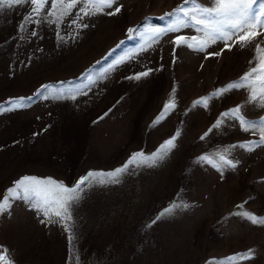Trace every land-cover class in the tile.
<instances>
[{
    "label": "rangeland",
    "instance_id": "1",
    "mask_svg": "<svg viewBox=\"0 0 264 264\" xmlns=\"http://www.w3.org/2000/svg\"><path fill=\"white\" fill-rule=\"evenodd\" d=\"M118 2L123 5L118 15L85 18L89 27L63 44L50 24L35 26L39 38L17 39L28 6L0 12V103L33 96L43 84L80 83L87 69L99 71L139 47L140 38L127 39L129 27L149 23L146 17L153 26H166L158 17L182 0ZM78 11L79 6L60 26L62 32L72 31L68 23ZM178 34L196 33L186 29ZM178 34L170 33L147 53L119 65L109 79L76 101L34 97L30 107L0 114V197L24 175L72 185L89 171L113 170L135 151L151 153L180 128L175 149L159 166L125 175L119 184L86 190L75 211L79 264H208L248 249H254V258L242 264H264V226L230 215L249 211L264 217V148L233 150L240 163L223 175L194 162L206 151L258 139L238 127L214 130L199 139L221 112L242 103L246 93L233 90L211 100L207 109L191 108L198 98L243 75L254 45H237L208 59L182 46L173 64L170 40ZM120 41L124 44L117 48ZM218 47L222 45L208 51ZM144 65L162 70L138 82L125 79ZM174 85L176 110L150 127ZM243 112L250 119L264 116V110L253 112L251 106ZM181 200L190 207L145 227L171 202ZM40 219L29 205L16 201L10 215H0V246L9 250L14 264H75L67 233Z\"/></svg>",
    "mask_w": 264,
    "mask_h": 264
},
{
    "label": "snow or ice",
    "instance_id": "2",
    "mask_svg": "<svg viewBox=\"0 0 264 264\" xmlns=\"http://www.w3.org/2000/svg\"><path fill=\"white\" fill-rule=\"evenodd\" d=\"M23 6H28L29 10L18 24L17 39L26 42L39 38L40 34L35 26L50 24L57 28L56 38L61 44L79 38L81 30L89 27V24L84 22L85 18L98 15L116 16L123 8L118 0H0V12ZM78 6L79 11L68 23V27L72 31L62 32L60 26L65 23L68 17L72 16L73 10ZM158 18L162 21L166 20V26H153L150 24L151 17H146L145 19L149 23L140 28L129 27L126 33L127 39L140 38L143 42L138 48L129 50L108 64L107 67L96 72L92 68L87 69L82 74L80 83L59 81L55 84H43L33 96L10 97L0 103V114L28 108L34 97L52 101H76L79 97L87 96L98 82L109 79L119 65L131 62L138 56L147 53L170 33L178 34L190 29L196 34L191 36L178 34L170 40V43L174 45L173 64L176 63V49L182 46H186L194 52L205 53V59H208L209 57H220L226 50L231 51L237 45L240 49L254 45V56L249 60V67L243 75L223 87L214 89L210 94L198 98L191 105L192 109L197 107L207 109L211 100L222 98L233 90H243L246 93L242 103L221 112L199 139L205 140L214 130L234 127H238L241 132L258 137V139L229 144L213 152L206 151L196 157L194 161L198 165L210 166L221 175L225 171L234 170L240 161L232 155L233 150L241 149L251 153L258 148H264V116L250 119L243 112L245 106H251L253 112L264 110V0H207L206 3H201L200 0H182L181 4ZM258 38L262 39L258 41ZM122 44L124 41H120L116 47L119 48ZM218 45H222V47H218L215 51H208ZM111 54L112 52H109V55ZM96 63L100 64L101 61ZM161 70L162 68L154 70L144 65L142 70L125 77V79L138 82L142 78L149 77L153 71ZM175 93L174 85L169 98L150 127H155L176 110ZM34 135L36 134L34 133ZM180 136L181 130L177 128L173 135L159 144L151 153H146L143 150L135 151L121 166L106 172L89 171L72 185H67L64 181L52 177L41 178L35 175H24L13 181L12 185L0 197V215L6 213L10 215L11 208L16 201H22L29 205L41 216L40 223L58 226L67 233L69 251L75 264H79V255L75 248V242L78 239L75 211L86 190L94 186L119 184L125 175H134L138 170L159 166L175 149L176 141ZM188 207L190 205L182 200L173 201L145 227L151 228L162 218L169 217L178 210ZM237 208H243V205H237ZM230 215H238L253 225L264 226V217L249 211L230 213ZM254 255V249H248L242 253L232 254L223 260H211L208 264H242L245 260L253 259ZM0 264H14V260L10 258L9 250L3 246H0Z\"/></svg>",
    "mask_w": 264,
    "mask_h": 264
}]
</instances>
